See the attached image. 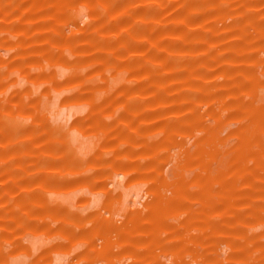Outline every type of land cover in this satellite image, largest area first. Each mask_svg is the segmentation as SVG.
<instances>
[{
    "label": "rangeland",
    "instance_id": "rangeland-1",
    "mask_svg": "<svg viewBox=\"0 0 264 264\" xmlns=\"http://www.w3.org/2000/svg\"><path fill=\"white\" fill-rule=\"evenodd\" d=\"M0 264H264V0H0Z\"/></svg>",
    "mask_w": 264,
    "mask_h": 264
}]
</instances>
